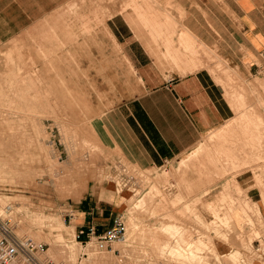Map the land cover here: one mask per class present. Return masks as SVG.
Returning a JSON list of instances; mask_svg holds the SVG:
<instances>
[{
    "label": "rangeland",
    "instance_id": "1",
    "mask_svg": "<svg viewBox=\"0 0 264 264\" xmlns=\"http://www.w3.org/2000/svg\"><path fill=\"white\" fill-rule=\"evenodd\" d=\"M103 15H109L106 8ZM33 50L31 53L23 44L0 50V218L8 220L17 236L45 244L39 254L42 263L80 264L90 254L99 258L97 264H185L184 256L178 257L169 247L180 241L181 233L184 240H201L192 248V256L197 257L189 255L190 264H232L231 250L239 251L233 256L240 254L246 264H264L263 212L262 216L257 204L245 199L246 191L236 187L238 176L252 177L264 207V141L257 147L258 160L239 150L236 157L222 150L215 159L204 158L208 149H224L223 138L229 140L231 136V130L222 129L238 115L237 91L245 94L244 110L251 104L264 117V71L249 79L240 78L217 56L200 48L212 63L209 70L215 80L227 88L233 116L223 127L205 134L195 147L203 146V152L182 167L180 160L185 155L160 168L145 169L111 155L108 129L97 128L91 119L97 115L90 111L91 103L105 108L109 88L91 81L89 73L84 76V86L75 87L72 81L58 77L60 71L52 64L56 56H44L36 44ZM8 165L11 170H7ZM79 184L83 187L76 190ZM204 189L207 193L202 192ZM241 195L242 199H235ZM177 196L181 199H175ZM100 198H112L113 203L101 202ZM211 204L215 212L209 208ZM96 207H106L103 222L112 211V217L123 216L127 228L123 240L104 250L98 249L94 238L89 245L74 239L76 219L92 209L96 216ZM167 223L177 226L175 236L164 232ZM71 248L75 258L70 260ZM49 250L65 252L55 258Z\"/></svg>",
    "mask_w": 264,
    "mask_h": 264
},
{
    "label": "crops",
    "instance_id": "2",
    "mask_svg": "<svg viewBox=\"0 0 264 264\" xmlns=\"http://www.w3.org/2000/svg\"><path fill=\"white\" fill-rule=\"evenodd\" d=\"M73 1L0 0V50L23 44L34 53L40 42L42 53L56 56L52 64L67 83L81 88L89 73L91 81L108 87L105 108L91 103L90 111L97 113L91 119L97 128L108 129L111 155L139 167L179 160L233 116L226 89L209 73L212 63L200 48L240 78L264 71V0H136L137 6L148 3L171 15L175 47L180 30L192 36L199 56L178 65L166 58L164 42L153 41L136 19L132 0ZM236 181L264 215L252 177ZM100 201L113 203L112 198ZM96 209V216L92 209L77 218L75 228L108 226L113 212L103 222L106 207Z\"/></svg>",
    "mask_w": 264,
    "mask_h": 264
},
{
    "label": "bare ground",
    "instance_id": "3",
    "mask_svg": "<svg viewBox=\"0 0 264 264\" xmlns=\"http://www.w3.org/2000/svg\"><path fill=\"white\" fill-rule=\"evenodd\" d=\"M75 1V0H74ZM73 1V2H74ZM75 4H76V2H75ZM131 5H134L133 6V9H135L134 10V12L137 14V18L136 19H138L139 21H140V23L144 26V28L146 29V31H147V33H148V35L152 38V40L153 41H156L157 40V36H159V38L160 39H162V41L164 42V44H165V53H166V56L172 61V62H174V64H179V63H181V62H184V63H189V62H194L196 59H197V57L199 56L197 53H198V50H197V47L195 46V42H194V40H192L193 38H192V36L188 33V32H186V31H184V30H180V32H178L179 34H177V42H178V47H175V45H174V40L172 39V36H173V34H174V32H175V29H173V28H176L175 27V23H174V20H173V18L171 17V15L170 14H168V13H160V12H158L157 10H155V8L152 6V5H148V3H147V5L144 7H142V6H137V4H136V0H132L131 1V3H130ZM71 5V4H70ZM69 5V6H70ZM73 5H74V3H73ZM71 7H72V5H71ZM68 9V8H67ZM72 8H70V10H71ZM63 11V10H62ZM164 11V10H163ZM136 16V15H135ZM134 18V17H133ZM127 21H128V18H127ZM129 22V21H128ZM133 23V22H132ZM136 24V23H135ZM135 24H133V25H135ZM137 25V24H136ZM184 29V28H183ZM136 30V29H135ZM138 30V29H137ZM136 33H137V31H136ZM135 33V34H136ZM148 42V41H147ZM36 45H38V46H41L40 45V42L39 43H35ZM149 44V43H148ZM181 49L183 50V51H181ZM150 52V51H149ZM8 54V53H7ZM8 56H9V54H8ZM44 56H45V54H44ZM202 58V57H201ZM11 59V58H10ZM157 59V58H156ZM128 60V59H127ZM5 63V62H4ZM6 65V64H5ZM13 65H14V62H13ZM190 66H195L193 63H192V65H190ZM44 67H46V66H44ZM180 67V66H179ZM46 69H48L47 67H46ZM183 69V68H182ZM3 70V69H2ZM7 70V69H6ZM209 73H210V71H209ZM61 76V73L59 74L58 73V77H60ZM218 76V75H217ZM216 76V77H217ZM221 78V77H220ZM219 79V78H218ZM220 82H221V79H220ZM261 82V81H260ZM263 82H264V80H263ZM11 84V83H10ZM263 87V86H262ZM22 89V88H21ZM227 89V88H226ZM252 89V88H251ZM236 90V89H235ZM254 90V89H253ZM36 91V90H35ZM234 91V90H233ZM255 91V90H254ZM22 92V91H21ZM14 93H15V91H14ZM35 93V92H34ZM39 93V92H38ZM235 93H236V91H235ZM8 94V93H7ZM6 94V95H7ZM30 94V93H29ZM232 94V93H231ZM30 95H33V93H31ZM35 96V95H34ZM229 96H230V94H229ZM18 97V96H17ZM36 97V96H35ZM233 97V96H232ZM232 97H231V99H232ZM236 97V98H235ZM234 98H235V100L238 102L237 104H236V106H237V112L236 113H238V115H237V117L236 118H234L231 122L232 123H230V124H226L225 125V128H221L223 131H224V129L225 130H231V131H229V133L230 132H232L231 133V136H230V138H229V140H227L226 138H223V143H222V146L221 147H223L224 149H218V148H214V150L212 151V149L210 150V149H208L207 151H206V155L204 154V158H206V159H208V160H212V159H215V157H214V155L216 154V155H218V153L219 152H221L222 150H228V151H230V155L229 156H234V157H236V155H238L239 156V151H242V152H244L243 154H246V155H256L257 157H260V153H259V150L257 149V147H258V144L259 143H262V140L264 141V117L256 110V108L253 106V105H251V104H249V106H247V110H244L245 108H246V99H245V94H244V92H238L237 91V94H236V96H235ZM22 98V97H21ZM23 99H24V97H23ZM7 100V99H6ZM16 100V99H15ZM21 100V99H20ZM27 100H28V98H27ZM232 100H234V99H232ZM236 101H234L235 103H236ZM11 102H13V101H10V103ZM16 102V101H15ZM27 102V101H26ZM260 103H262L261 102V100H260ZM264 103V102H263ZM248 104V103H247ZM16 106V105H15ZM22 107V106H21ZM232 107V106H231ZM10 110V109H9ZM21 110H22V108H21ZM29 110H31V109H29ZM7 112V111H6ZM6 112H5V114H6ZM9 112H11V111H9ZM234 112V113H235ZM3 114V113H2ZM10 114V113H9ZM15 115H17L16 113H15ZM223 127V126H222ZM219 130V129H218ZM219 132V131H218ZM34 133H36L35 131H34ZM215 133V132H214ZM219 134V133H218ZM36 135V134H35ZM219 136H221V135H219ZM229 136V135H228ZM210 138H211V136H209ZM223 137V136H222ZM5 139V138H4ZM216 140V139H215ZM40 141V140H39ZM227 142H229L228 144H227ZM263 144H264V142H263ZM2 145H4V144H2ZM212 145H213V143H212ZM260 148V147H259ZM203 149H204V147L203 146H199L198 148H194L193 149V151L192 152H189V153H187L185 156L186 157H182V159L180 160V166H179V168L180 167H182L185 163H186V161L187 160H189V159H191L192 157H196L200 152H203ZM248 149V150H247ZM74 150V149H73ZM239 150V151H238ZM3 152V151H2ZM245 155V156H246ZM250 155V156H251ZM248 156H246V157H248ZM255 156V157H256ZM47 157V156H46ZM253 157V156H252ZM255 158V159H257L258 160V158ZM232 159V158H231ZM249 159V158H248ZM256 160V161H257ZM260 160H263L262 158H259V161ZM1 162V161H0ZM249 162V161H248ZM204 163V162H203ZM245 163H247V162H245ZM4 164H6V163H4ZM9 166V168L7 169V170H11L12 168V166H10V165H8ZM6 168V167H5ZM3 169V168H2ZM166 169V168H165ZM167 170V169H166ZM178 170V169H177ZM18 170H14V172H17ZM167 172V171H166ZM164 173V172H163ZM162 173V174H163ZM168 173V172H167ZM161 174V175H162ZM165 174V173H164ZM166 175H168V174H166ZM165 175V176H166ZM258 182H259V184H262L263 185V181L262 180H257ZM257 182V183H258ZM154 185V184H153ZM224 185H227V181L226 182H224L223 183V186ZM83 187V184H79L77 187H76V190H78V189H81ZM129 187V186H128ZM236 187L238 188V189H240L241 187L239 186V184L238 183H236ZM237 189V190H238ZM262 190H263V187H262ZM207 190L206 189H204L202 192H206ZM264 192V191H263ZM207 193V192H206ZM246 196H247V194H245ZM123 196V195H122ZM181 196H177L175 199H181L180 198ZM128 199V198H127ZM247 204H248V202L247 201H245ZM263 202H264V200H263ZM245 203V204H246ZM216 206V205H215ZM255 206V205H254ZM10 206H8L7 208H9ZM211 207V209L214 211V206H212V204L211 205H209V208ZM6 209V208H5ZM211 210V212H213ZM259 210V209H258ZM257 210V211H258ZM215 212V211H214ZM217 212V211H216ZM259 212V211H258ZM257 212V213H258ZM1 214V213H0ZM215 214V213H214ZM213 214V215H214ZM215 215H218V214H215ZM258 215V214H257ZM260 215V214H259ZM258 215V216H259ZM196 216V215H195ZM219 217V216H218ZM217 217V218H218ZM225 218V220H227L226 219V216H224ZM260 217V216H259ZM216 218V217H215ZM221 218V217H220ZM221 220V219H220ZM260 220V219H259ZM228 221V220H227ZM226 221V222H227ZM252 220H250V222H251ZM230 222V221H229ZM60 225H61V223H60ZM163 225V224H162ZM161 225V226H162ZM179 227H181V226H179ZM162 229V228H161ZM177 229V226L174 224V223H167L166 225H163V230H164V232H166V233H170V234H172L174 231H177L176 230ZM180 229V228H179ZM183 229V228H182ZM185 229V228H184ZM185 232H187V230H185ZM217 232V231H216ZM254 232V231H253ZM176 233V232H175ZM175 233H173V236H175ZM188 233H189V231H188ZM254 233H257V232H254ZM224 234V233H223ZM179 235V236H178ZM177 236L179 237V240L180 241H176V244H174V245H172V246H169L170 248H171V250L172 251H174V253H176V255L178 254V257H181V256H184V258H185V262H182V263H185V264H190V256L189 255H191V257H197V255H193L192 256V253H191V251H192V248H197L198 247V245H199V243H197V242H200L201 240L200 239H193V240H191L190 239V237H191V235H189L190 237H189V239H190V241H188V240H184V237H183V235L180 233V234H178ZM220 235V234H219ZM256 235V234H255ZM257 236H258V234H257ZM257 236H255L253 239H256L257 238ZM37 237V236H36ZM170 237H171V235H170ZM172 238H174V237H172ZM198 238V237H197ZM223 238V237H222ZM253 239H251L250 241H252ZM170 241V240H169ZM91 241H89L88 243H90ZM87 243V244H88ZM197 243V244H196ZM66 244V243H65ZM166 244H168V243H166ZM166 244H164V246L166 245ZM68 245V244H67ZM89 245V244H88ZM201 245V244H200ZM73 246V245H72ZM94 246V245H93ZM96 246V245H95ZM201 246H203V245H201ZM167 247V246H166ZM169 247H168V249H169ZM66 248V247H65ZM74 248V247H73ZM94 248H96V247H94ZM163 249H166V248H163ZM203 249V248H202ZM69 250V249H68ZM95 250V249H94ZM198 250V249H197ZM74 250H72V248H71V250H70V260L71 259H74L75 258V256L74 257H71V256H73V254H74V252H73ZM161 251V250H160ZM170 250H168V252H169ZM199 251V250H198ZM63 252H65V251H62V250H55V251H50L49 250V254L51 253L55 258H57V257H61V256H63ZM167 252V253H168ZM235 252L237 253V252H239V251H237V250H231L228 254H230V259H231V262H232V264H241L240 262H239V259H240V257H239V255L240 254H238V255H234L233 256V254H235ZM201 253H202V251H201ZM68 254H69V252H68ZM95 254V253H94ZM169 254H171V253H169ZM194 254H196V253H194ZM83 255H87L86 254V252L85 253H83ZM172 255V254H171ZM200 255V254H199ZM100 256L102 257V254H100ZM103 256H104V253H103ZM163 256V255H162ZM104 257H107V256H104ZM111 257V256H110ZM199 257V256H198ZM202 257V256H201ZM69 258V257H68ZM103 258V257H102ZM184 258H182V259H184ZM195 258H192V259H195ZM98 257L97 256H95V255H90V254H88L86 257H85V261L84 262H80V264H97V261H98ZM196 260V259H195ZM199 260V263H200V261H201V258L200 259H198ZM83 261V260H82ZM58 264V263H57ZM74 264V263H73Z\"/></svg>",
    "mask_w": 264,
    "mask_h": 264
},
{
    "label": "built area",
    "instance_id": "4",
    "mask_svg": "<svg viewBox=\"0 0 264 264\" xmlns=\"http://www.w3.org/2000/svg\"><path fill=\"white\" fill-rule=\"evenodd\" d=\"M126 230L123 216L115 215L112 217L110 224L102 230H99L94 224L79 226L75 230L74 239L87 244L94 238L98 249L104 250L111 248L114 242L123 240ZM44 250L45 244L35 242L30 238L17 236L12 231L8 220L0 218V264H50V260H46L44 263L39 260V254ZM258 250L255 249V251ZM239 262L246 264L244 257H240Z\"/></svg>",
    "mask_w": 264,
    "mask_h": 264
}]
</instances>
